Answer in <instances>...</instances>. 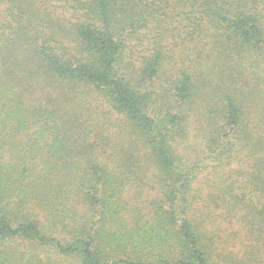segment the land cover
I'll return each instance as SVG.
<instances>
[{"label":"trees","instance_id":"trees-1","mask_svg":"<svg viewBox=\"0 0 264 264\" xmlns=\"http://www.w3.org/2000/svg\"><path fill=\"white\" fill-rule=\"evenodd\" d=\"M0 264H264V0H0Z\"/></svg>","mask_w":264,"mask_h":264}]
</instances>
